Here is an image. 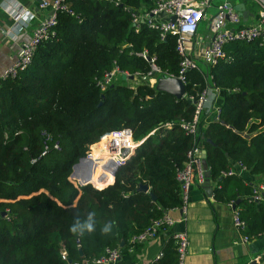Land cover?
Segmentation results:
<instances>
[{"label": "trees", "instance_id": "trees-1", "mask_svg": "<svg viewBox=\"0 0 264 264\" xmlns=\"http://www.w3.org/2000/svg\"><path fill=\"white\" fill-rule=\"evenodd\" d=\"M156 1L61 0L69 11H57L56 23L47 28L52 34L37 45L26 68L1 81L0 214L6 216L0 217V264H69L62 249L69 261L82 263L121 242L130 248L129 240L151 220L181 204L176 174L194 140L178 124L192 119L194 104L148 83L131 88L119 78L105 89L97 85L114 67L148 76L144 51L161 71L179 73L175 37L160 39L145 24L138 30L132 25L133 13L149 11ZM224 51L227 58L210 68L221 91L219 120L203 114L197 140L206 151L213 198L238 201L249 240L264 233V205L252 199V184L222 173L241 163L251 174H264V46L233 41ZM185 80L187 95L196 97L205 87L196 70L186 72ZM168 121L173 125L149 135L112 184L95 189L70 179L73 165L105 134L129 127L141 139ZM99 149L92 153L98 156ZM144 184L148 192L138 190ZM90 215L93 230L71 231ZM176 263L170 241L151 264Z\"/></svg>", "mask_w": 264, "mask_h": 264}, {"label": "built area", "instance_id": "built-area-1", "mask_svg": "<svg viewBox=\"0 0 264 264\" xmlns=\"http://www.w3.org/2000/svg\"><path fill=\"white\" fill-rule=\"evenodd\" d=\"M247 1L253 7V10L247 9L249 15L245 20L239 11L227 1L214 6L212 0H157L155 6L149 11L140 9L133 13L132 25L136 30L140 28L141 24H145L147 27L156 30L160 39H164L167 36L175 37V48L180 58L179 73L172 75L161 71L155 63V58L148 57L144 51L140 55L148 61L151 72L148 76H135L149 78L150 83L148 84L150 87H154L156 79L161 75L179 79L186 86L185 73L196 70L202 77L205 87L200 93L196 94V97L187 95L186 91L182 97L188 98L194 104V113L190 121L181 120L178 126L187 135H191L194 141L193 146L186 152V160L183 163V167L176 174V179L180 185L181 204L178 207L164 211L161 217L151 220L150 224L142 232L129 240V250H132L135 244L155 238L161 231L175 224L177 219L173 217L172 213L175 210H178L181 214L186 213L191 185L201 186L206 180L205 168L201 157L202 142L197 140V137L203 114H214L213 120H219L220 110L217 104L221 96L220 89L213 83L210 68L227 58L224 51L227 43L233 41H256L259 45L264 46V0ZM211 6L216 7V12L213 14L209 12ZM40 7L51 8V15L33 31L30 40L21 45L15 60L0 75V83L6 78L15 77L20 70L26 68L30 63L37 45L52 34H49L47 28L56 23L57 11H69L61 0H42ZM171 16L175 17L173 21L170 20ZM203 22H206L205 32L200 33L199 29ZM129 76L135 77L114 67L103 75L97 85L101 89H105L119 78L125 81L130 80L128 79ZM172 125V122H164L141 139H135L133 130L129 127L105 134L98 142L92 144L86 155L78 161L86 160L91 164L81 162L79 167L74 168L73 166L69 176L70 179L76 185L82 186L88 183L96 188L91 182L84 181V176L87 172L91 171V176L99 168V174L105 172L113 176L111 169H115L116 172L125 165L149 135L154 134L159 128L168 129ZM45 137V140L49 139V135L45 134ZM97 145L101 147V152H98V156H95L92 150ZM53 148L60 150L58 143H54ZM47 150L49 148L46 145L43 154ZM111 163L112 165H109ZM235 164H237V168L240 171L247 170L241 163H234L233 165ZM233 165L227 172H223L222 175L240 176V173L233 168ZM262 198H264V179L260 183L253 185L252 194L254 201H259ZM233 205L234 203L229 204L231 208ZM232 213L233 226L239 232H242L245 224L239 219L236 207L232 209ZM182 219L184 220L183 216ZM172 236L177 251L176 264H184L189 246L188 235L185 231H176ZM242 239L243 241H248L246 236H243ZM77 245H79L78 241ZM120 256V247H107L100 257L77 263L69 261L66 251L64 249L61 250V259L69 264H114ZM161 256L162 252L158 253L156 259ZM259 264H264V261Z\"/></svg>", "mask_w": 264, "mask_h": 264}, {"label": "crops", "instance_id": "crops-1", "mask_svg": "<svg viewBox=\"0 0 264 264\" xmlns=\"http://www.w3.org/2000/svg\"><path fill=\"white\" fill-rule=\"evenodd\" d=\"M41 1L0 0V75L15 60L21 45L28 42L33 31L51 15V8L40 7ZM226 1L233 7L243 3L246 11L253 10L242 0ZM233 168L245 183L252 186L264 179V174L240 171L237 164ZM255 202L264 205V198ZM172 214L177 219L175 224L132 250L120 247L121 256L114 264H151L158 253L173 241L172 235L176 231H185L188 235L184 264H259L264 261V233L259 238L243 241L244 235L233 226L232 208L227 203L216 201L213 190L208 194L203 185H191L186 213L175 210Z\"/></svg>", "mask_w": 264, "mask_h": 264}, {"label": "water", "instance_id": "water-1", "mask_svg": "<svg viewBox=\"0 0 264 264\" xmlns=\"http://www.w3.org/2000/svg\"><path fill=\"white\" fill-rule=\"evenodd\" d=\"M234 8L239 11V13L241 14V16L243 17V19L245 20L247 18V16L249 15V12L246 11L245 9V5L243 3H240L238 5H235ZM175 19L174 16H171L170 17V20L173 21ZM128 79H133V76H129ZM112 86V85H111ZM154 88L157 90V91H161V92H165V93H168L170 95H172L173 97L177 98V99H181L183 97V95L185 94V85L179 80V79H176V78H172V77H168L166 75H161L160 77H158L156 79V82L154 84ZM223 124V123H222ZM201 157L203 159V166L205 168V182L203 184V187L206 189V192L208 194H211L212 192V186L210 184V181H209V171L207 170V165H206V151L205 149L203 148V143H202V153H201ZM81 162H88L86 160H82L78 163H76L74 166V168H77L79 167L80 163ZM89 164H91L90 162H88ZM109 165H112L109 164ZM112 173H113V176L115 175V169H111ZM90 174H91V171L87 172L84 176V181H88V178L90 177ZM114 178V177H113ZM88 184V183H86ZM138 190L140 191H144V192H148V186L147 185H140L138 187ZM151 198L153 201H155V197L153 194H150ZM238 203V201L232 206V209L235 208V205ZM6 216V213L5 212H2L0 214V217L1 218H4ZM123 242H121L120 244V247H123Z\"/></svg>", "mask_w": 264, "mask_h": 264}, {"label": "rangeland", "instance_id": "rangeland-1", "mask_svg": "<svg viewBox=\"0 0 264 264\" xmlns=\"http://www.w3.org/2000/svg\"><path fill=\"white\" fill-rule=\"evenodd\" d=\"M226 0H212V4L215 6V5H217V4H221V3H224ZM214 6H211L210 7V9H209V12L211 13V14H213V13H215L216 12V7H214ZM205 26H206V22H203L202 24H201V26H200V29H199V31H200V33H204L205 32ZM121 82H123L125 85H127V86H129V87H131V88H135V87H137L138 85H140V84H143V83H150L149 82V78H146V77H141V76H135L133 79H131V80H127V81H125V80H122ZM100 149H101V147H100ZM99 169L97 168L93 173H92V175L94 174H98L99 172ZM96 172V173H95ZM91 175V176H92ZM99 176V175H98ZM94 181V180H93ZM91 181V183L94 185V186H99V185H96L97 183L94 181ZM100 182V181H99ZM95 183V184H94ZM95 189H97V188H95Z\"/></svg>", "mask_w": 264, "mask_h": 264}, {"label": "bare ground", "instance_id": "bare-ground-1", "mask_svg": "<svg viewBox=\"0 0 264 264\" xmlns=\"http://www.w3.org/2000/svg\"><path fill=\"white\" fill-rule=\"evenodd\" d=\"M100 150L101 149H99V152H101ZM93 155H95V154H93ZM93 179H96L98 182L100 181L99 183L96 184V185H99V186H95L97 189H102V188H104V187L112 184L113 181H114L113 176L110 173H105V172H102L100 174L98 173V174H95V175L90 176L88 178V181L89 180L93 181Z\"/></svg>", "mask_w": 264, "mask_h": 264}, {"label": "clouds", "instance_id": "clouds-1", "mask_svg": "<svg viewBox=\"0 0 264 264\" xmlns=\"http://www.w3.org/2000/svg\"><path fill=\"white\" fill-rule=\"evenodd\" d=\"M85 228H87L89 231L94 229V221L92 216L90 215L88 217V219L83 223V225L81 226L80 221H77L71 228V231L73 233H77L79 231H83ZM109 231V227L105 226V228L103 229L104 233H107Z\"/></svg>", "mask_w": 264, "mask_h": 264}]
</instances>
